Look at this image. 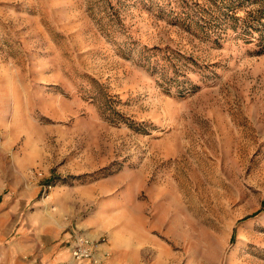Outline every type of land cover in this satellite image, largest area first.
<instances>
[{
  "label": "rangeland",
  "instance_id": "rangeland-1",
  "mask_svg": "<svg viewBox=\"0 0 264 264\" xmlns=\"http://www.w3.org/2000/svg\"><path fill=\"white\" fill-rule=\"evenodd\" d=\"M1 179L0 264H264V0H0Z\"/></svg>",
  "mask_w": 264,
  "mask_h": 264
},
{
  "label": "crops",
  "instance_id": "crops-1",
  "mask_svg": "<svg viewBox=\"0 0 264 264\" xmlns=\"http://www.w3.org/2000/svg\"><path fill=\"white\" fill-rule=\"evenodd\" d=\"M2 179L0 180V195L2 193L3 190V186L1 185ZM39 226L36 227V232L34 235L35 240H40V238H44L45 239L47 237H49L50 239H54L56 240L57 238L62 240L61 244L48 249L47 251H45L43 253V259L45 260H53V262L55 264H93L91 261L89 260H83V261H75L72 257V250L74 248L75 245V236L77 233H79L76 230H73L72 233L71 232H65L63 231L64 227L60 228V230H58V232H56V234H45V229H44V225L42 224V221H39ZM65 224V223H64ZM40 237V238H39ZM92 238V237H91ZM71 239V242H69ZM94 239H100L99 238H94ZM70 243V244H68ZM116 259H114V263H116ZM124 261L126 262V260L124 259ZM108 264H113L112 260L108 262Z\"/></svg>",
  "mask_w": 264,
  "mask_h": 264
},
{
  "label": "built area",
  "instance_id": "built-area-1",
  "mask_svg": "<svg viewBox=\"0 0 264 264\" xmlns=\"http://www.w3.org/2000/svg\"><path fill=\"white\" fill-rule=\"evenodd\" d=\"M72 257L75 261L89 260L93 264H108L111 250L105 238L94 239L79 232L75 236Z\"/></svg>",
  "mask_w": 264,
  "mask_h": 264
}]
</instances>
